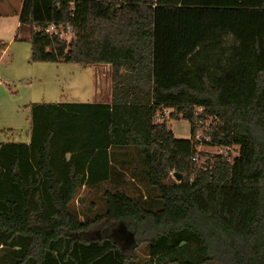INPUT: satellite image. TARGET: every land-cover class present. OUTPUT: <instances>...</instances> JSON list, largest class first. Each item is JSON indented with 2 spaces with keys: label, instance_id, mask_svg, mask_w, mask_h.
Wrapping results in <instances>:
<instances>
[{
  "label": "trees",
  "instance_id": "16d2710c",
  "mask_svg": "<svg viewBox=\"0 0 264 264\" xmlns=\"http://www.w3.org/2000/svg\"><path fill=\"white\" fill-rule=\"evenodd\" d=\"M15 39L110 64L111 95L31 103L29 141H0V264H264V0H24Z\"/></svg>",
  "mask_w": 264,
  "mask_h": 264
},
{
  "label": "rangeland",
  "instance_id": "374dc122",
  "mask_svg": "<svg viewBox=\"0 0 264 264\" xmlns=\"http://www.w3.org/2000/svg\"><path fill=\"white\" fill-rule=\"evenodd\" d=\"M11 20L0 19V24ZM60 32L63 37L68 39L72 34L62 30ZM6 35L4 41L8 43L9 50L5 55L7 57L3 60L4 67L3 65L1 67L5 74L0 77V141L25 140L31 125L29 108L31 103L96 102L109 99L111 95L110 69H103L98 64H92L98 66L93 67L79 63L32 61L29 40L18 39L9 42L12 34ZM24 35L26 33L21 31L20 37H24ZM104 73L107 74L104 75ZM168 124L177 138L190 137L191 125L189 121L170 120ZM10 129L12 131H9ZM1 130H5V132ZM200 132L206 137L205 132ZM198 150L210 154L224 153L227 155V149L205 143H201ZM237 151L238 147L235 146L229 152L234 156ZM173 178L175 179V177ZM101 202L102 199L98 192L90 188H83L72 203L82 212L92 206L96 208L101 205ZM113 237L126 251L127 244L123 241L125 240L124 236L113 234ZM133 245L134 243L130 241L132 249L135 248ZM136 251L138 256L133 259L134 264H146L148 257L145 244L138 247Z\"/></svg>",
  "mask_w": 264,
  "mask_h": 264
},
{
  "label": "crops",
  "instance_id": "0c3cea01",
  "mask_svg": "<svg viewBox=\"0 0 264 264\" xmlns=\"http://www.w3.org/2000/svg\"><path fill=\"white\" fill-rule=\"evenodd\" d=\"M12 2V3H11ZM24 0H0V19H12L11 21L3 22L0 25V77L5 74L3 70L1 69L3 65V60L7 57L5 56L8 53V43L4 41V38L7 36L6 34H12L10 37V41L16 40L15 37L18 34L19 25H20V13L23 7ZM25 37H27L25 35ZM101 65L100 67L103 69H110V64L108 63H102L98 64ZM88 66V65H86ZM93 67H98L97 65H92ZM4 67V65H3ZM107 73H104V75ZM109 99L107 100H99L96 102H109ZM16 141V140H14ZM24 142L29 141V134L25 137V140H21Z\"/></svg>",
  "mask_w": 264,
  "mask_h": 264
},
{
  "label": "built area",
  "instance_id": "2783aa9c",
  "mask_svg": "<svg viewBox=\"0 0 264 264\" xmlns=\"http://www.w3.org/2000/svg\"><path fill=\"white\" fill-rule=\"evenodd\" d=\"M58 28H57V26H55V25H50L49 27H47V28H45V32H47V33H52V32H57L58 30H57ZM198 111H201V108H198ZM165 114L167 115L168 114V111H165ZM199 130V129H198ZM200 131H202L203 132V130L202 129H200L199 131H198V133H197V138H204V135H203V133H201ZM208 139V138H207ZM172 174H173V172H172ZM174 175V174H173Z\"/></svg>",
  "mask_w": 264,
  "mask_h": 264
},
{
  "label": "water",
  "instance_id": "95a60500",
  "mask_svg": "<svg viewBox=\"0 0 264 264\" xmlns=\"http://www.w3.org/2000/svg\"><path fill=\"white\" fill-rule=\"evenodd\" d=\"M174 177L177 179V180H180L182 178V175L181 174H178L177 172L174 173ZM132 239L134 240V237L132 235Z\"/></svg>",
  "mask_w": 264,
  "mask_h": 264
}]
</instances>
